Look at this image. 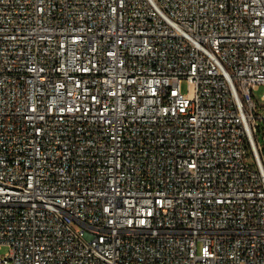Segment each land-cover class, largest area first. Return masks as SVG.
I'll return each mask as SVG.
<instances>
[{"label": "built area", "instance_id": "1", "mask_svg": "<svg viewBox=\"0 0 264 264\" xmlns=\"http://www.w3.org/2000/svg\"><path fill=\"white\" fill-rule=\"evenodd\" d=\"M261 88L264 0H0V264H264Z\"/></svg>", "mask_w": 264, "mask_h": 264}, {"label": "rangeland", "instance_id": "2", "mask_svg": "<svg viewBox=\"0 0 264 264\" xmlns=\"http://www.w3.org/2000/svg\"><path fill=\"white\" fill-rule=\"evenodd\" d=\"M184 90H185V87H184ZM263 91H264V89L261 88L259 91L254 93L256 100H260ZM260 141H261L262 147L264 148V135L263 134H261V136H260ZM7 252H9V247L2 246L0 249V255H5Z\"/></svg>", "mask_w": 264, "mask_h": 264}]
</instances>
